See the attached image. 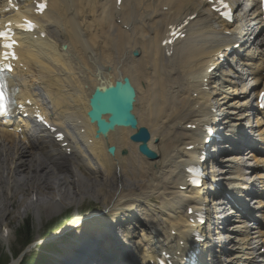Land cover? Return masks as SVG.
<instances>
[{"label":"bare ground","instance_id":"6f19581e","mask_svg":"<svg viewBox=\"0 0 264 264\" xmlns=\"http://www.w3.org/2000/svg\"><path fill=\"white\" fill-rule=\"evenodd\" d=\"M27 4L28 2L22 4L25 11L29 10ZM165 4H169L170 8L167 12H162L160 7ZM197 9L198 5L194 0H123L121 9L115 7L112 0H71L69 3H62L61 6L52 4L43 21L50 23L49 31L54 41L43 44L35 40L29 41L28 36H24L26 44L30 47L28 50L25 47L21 52L25 56L24 60L33 61V65H28L29 69L20 74L23 76L22 79H25L29 91L38 82L49 83L46 90L53 97L54 110L63 108V113L67 115L66 120L82 121L81 125L85 127L86 132L77 136L83 144L84 151L91 156L88 159L90 162H87V156L72 143L73 152L71 156H66L58 145L51 144L50 147L40 142L39 151L43 150L48 157L44 160L30 152L26 145L15 144L14 134L0 129L2 141L10 139L11 142L10 146L2 142L0 148V184H3V177L5 178L4 186L0 185V188L3 187L2 191L0 190V211L7 210V204L3 202V195L1 196L3 191L11 193L12 196L31 191V194L35 195L33 212L36 214L43 204L47 206V211L53 213L60 211L64 202L61 204L57 198L65 199L69 195L67 188L62 189L58 186L63 183H67L72 196L74 194L73 203L78 200L79 194L80 200L87 195V186L86 182L70 168V164L73 163L78 170H80L79 165H83L85 170L96 176L94 180L96 182L99 180L102 186H93L95 196L103 198L104 204L105 200L108 201L106 207L110 202L112 210L119 209L126 202H130L129 207H132L140 202L144 203L142 200L151 197L160 204L149 208L147 220L151 223V231L148 226L139 232V239L135 245L137 250L134 253L142 261L145 260L147 253L144 246L150 244L151 239H167L169 230H176L178 235H184L185 206L195 205L193 199L198 195V191L178 189L182 182L181 167L187 163L185 158L193 154L192 150H185V147L194 144L201 138V134L182 127L185 118H191L192 124H196L210 116L205 114L210 94L202 89L201 82L197 84V77L204 71L211 56L206 54L209 48L206 42L210 32L208 24L211 17L205 10L199 9L194 21L195 29L191 31V37L182 44V60L179 62H176L177 57L163 58L157 43L170 18L176 19ZM117 19L120 20L119 23ZM122 25H126L127 29L122 28ZM215 38L216 49L220 47L221 39L227 40L220 34ZM61 42L67 44L66 49L58 48ZM132 50L137 51L136 56L131 54ZM168 62L173 63L172 67L167 64ZM44 71L48 72V77L44 75ZM124 75L130 78L136 88L135 114L138 110V91L142 89L148 92L152 86H159L153 92L158 90L160 93L147 95V98H162L164 95L173 97V94L176 96L175 102L166 103L154 111L149 101H146L144 109L140 112L141 119L153 121L155 131L154 134L151 133V141L148 145L158 154V159L155 161L142 157L135 145L128 143V128L117 127L106 137L95 139L94 126L90 125L85 117L88 108L87 97L93 86L110 83L116 77ZM185 76L188 77V81H184ZM26 77H29V80ZM201 78H204V74ZM222 83H226V80L222 79ZM227 83L234 89L233 92L236 91L234 95L243 94V88L238 90L236 83L231 81ZM172 85H176L175 90ZM190 89L195 91L196 97L189 96ZM141 99L142 93L139 94V100ZM237 99L234 100L233 106L239 101ZM243 106L244 102L238 104L240 109ZM139 122L143 124L140 119ZM155 135L158 139L153 141L152 137ZM90 136L94 138L92 145L86 142V138ZM70 139L73 140V137ZM38 141L40 140L36 142ZM34 145L32 140L31 147ZM109 145H115L116 151L113 156L106 153V147ZM127 147L128 153L125 156L120 155V150ZM259 155L260 153L245 155V161L253 162L250 172L252 178H249V181L251 179L252 187L253 183H258L261 187L259 194H262L264 180L260 178L264 173V159ZM235 156L238 158L234 157L233 160L240 162L241 157ZM64 168L63 173L56 171ZM116 168H119V171H116ZM239 171L241 174L237 173L238 176H243L242 168ZM219 177L223 179L222 176ZM243 184L245 188L246 182L243 181ZM51 187H54L52 193L48 191ZM249 190L245 196L251 195ZM24 201V199L18 200V203L23 205ZM204 202H207L206 198ZM255 208L258 212L263 211V203L258 201ZM223 212L226 213L225 208ZM99 213L91 217L77 215L71 224L74 226L69 225L72 228L62 229L61 232L65 234L73 231L74 228L75 230L84 228L83 231L76 233L68 246H62V259L75 258L74 263L77 264L80 262L83 264L84 261L85 264H94L95 262L91 260L102 264H116L115 256L119 254L109 251V255L107 250L101 247V241L97 243L98 248L94 253L85 255L81 250L83 254L73 257L75 250L85 248L90 243L89 239L93 242L98 241L95 237L97 230L92 229L90 225L99 220ZM91 218L92 220H88ZM78 221H81L79 225ZM103 229L98 232L105 234L106 230L102 231ZM240 232L243 233L241 230ZM226 238L230 239L229 236ZM247 238L244 236L243 242H246ZM105 242L108 249L110 243ZM247 264H255V262L249 260Z\"/></svg>","mask_w":264,"mask_h":264},{"label":"rangeland","instance_id":"374dc122","mask_svg":"<svg viewBox=\"0 0 264 264\" xmlns=\"http://www.w3.org/2000/svg\"><path fill=\"white\" fill-rule=\"evenodd\" d=\"M33 160H35V159H33ZM70 168L79 176V178H81L82 180H84L86 182L85 185L87 186L86 187L87 195H84V197H83L84 199L81 200L82 199L81 198L80 199L81 201L78 202L79 197H80V194H79L78 195V200L76 201L78 203L77 204H76V202L73 203L74 194L72 196V192L67 187L68 186L67 183H63V184L58 185L59 187H62V189L67 188V191H68V194H69L65 199L57 198V199L60 200L61 204H62V202L65 203V204L63 203V206L60 209V211H57V212H54V213L50 212V211H47L48 210L47 206L43 204V205H40V207L38 209V212L36 214L35 212H33V210H31V208H30L31 206L29 207V204H31V202L33 200L32 196L30 197L31 191L26 192V194H19V195H16V196H12L11 193H8V192L6 193L5 191L2 192L1 196L3 195V197H2L3 202L7 204L6 205L7 206V208H6L7 210L4 211L2 209L0 211V226L1 225L7 226V224H8L9 225L8 229L10 231L8 247L3 246V243L0 242V253L4 257L6 256V251H7V249L9 247L11 248L10 250L12 252H15L17 249H20V246L18 245V241L19 240L16 241L14 239V231L16 229L18 230V232L22 231L20 229V226H21L22 222H24L25 220H27L30 223L31 227H32V231L33 232L29 229V235L34 234V238H35L34 242H36L35 247L44 248V245L46 244V242L49 239V237H47L45 239H42L44 230L45 229L47 230L48 226L51 225L55 221H60L61 222V219L65 220V221L66 220L71 221L73 219H76V215L77 214L83 215V214H87V213L97 212V211L103 210L104 208H107L109 206H110L109 210L113 214H115V211L116 212L120 211L124 206H128L129 207L130 202L129 203L126 202L125 205H122L123 207L120 206L119 209H115V210H112V205L110 204V202L108 203V206L106 207V204H107L108 201L105 200V204H104L103 198H101L100 196H95L96 192H95L93 186L101 187L102 185H100L99 180L96 182L94 180L95 178H91V177H90V179H87L88 175H90V174L85 173V176H86L85 177L80 172H77L75 169H73L72 166ZM221 170L222 171H226V172H224V175H226L227 177H230V179L232 177H236V175H234V173H233L234 169L232 170V168H230L229 166H223L221 168ZM245 170H248V168H246ZM56 171L59 172V173H63V171H65V168L64 169H60V170H56ZM248 175L249 174H246L245 177L247 178ZM94 177H96V176H94ZM3 179H4V182H5V178L4 177H3ZM36 179L37 178H35V180ZM4 182H3V184H0V185L4 186ZM64 182H65V180H64ZM235 183L237 185H240V181H238V180H236ZM104 185H106V184H104ZM114 185H115V183H114ZM2 186H1V188L3 189ZM1 188H0V190L2 191ZM48 191L52 193V191H54V187H51L50 190H48ZM9 195H11V197H9ZM34 197H35V195H34ZM22 199L25 200L24 202H22L23 205L18 203V200L20 201ZM155 201L157 202V200H155ZM152 202H153V199H152ZM11 203H12V205H11ZM137 203L138 202H136V204ZM145 203L148 205L150 202H148V201L146 202L145 201ZM137 205H139V204H137ZM157 205L159 206L160 204L158 203ZM152 207H154V206H152ZM146 212H149V209H147ZM7 216H8V218H7ZM78 217H81V216H78ZM147 218H149V217L147 216ZM144 219L146 220V218H144ZM88 220H92V218L88 219ZM73 221L70 222V224L67 223L65 227L63 226L60 230L54 232L53 234H56V233L59 234L62 231L63 228H66V227H67L66 229L71 228V227H69V225L73 227L74 225H71L73 223ZM99 223L103 224L100 221L98 222V224ZM96 225H97V223L95 221L92 225H90V227L93 229V227L96 226ZM1 228L2 227H0V229ZM83 229L84 228L81 227L80 231H83ZM71 233H72V236H73L76 232L74 230V231H71L70 234ZM75 236H76V234H75ZM74 240H75V238H74ZM69 241H70V238H68V236H62V238H60L58 240V242L53 244V246H55V248H58V247L62 248L63 244H69ZM51 248H53V247H51ZM29 249L30 248L26 249L25 251H28ZM30 253H27V254L29 255ZM54 255H59V251L58 252H54V254L52 256L54 257ZM239 255L242 256L241 254H239ZM226 258H228V257H226ZM243 259H244L243 257H242V259L238 258V264H244Z\"/></svg>","mask_w":264,"mask_h":264},{"label":"snow or ice","instance_id":"6c2138e0","mask_svg":"<svg viewBox=\"0 0 264 264\" xmlns=\"http://www.w3.org/2000/svg\"><path fill=\"white\" fill-rule=\"evenodd\" d=\"M222 2H223V0H222ZM45 7H46V4L43 3V2H41V3H39V4L37 5V9H38V11H43ZM224 7L227 8L228 5H227V4H224ZM223 15L228 16L229 13L225 12V13H223ZM26 23H27V27H28L29 29L35 27V25L32 24L30 21H28V22H26ZM0 35H5V36H6L7 34H6V33H0ZM5 47L10 48V47H11V44H6ZM14 55H15V54L13 53V56H14ZM260 101H261L262 105H264V92H261V93H260ZM191 182H192L193 184H197V185H198L200 181H199V179H192Z\"/></svg>","mask_w":264,"mask_h":264},{"label":"water","instance_id":"95a60500","mask_svg":"<svg viewBox=\"0 0 264 264\" xmlns=\"http://www.w3.org/2000/svg\"><path fill=\"white\" fill-rule=\"evenodd\" d=\"M91 105L93 106V109L99 110V108H100V106L94 101H91ZM113 106L114 107L111 109V115L109 117V121H111L119 112L118 106H116V105H113ZM91 115L93 116V119H96L98 121L99 124L101 123V120L99 119V114L92 113Z\"/></svg>","mask_w":264,"mask_h":264},{"label":"trees","instance_id":"16d2710c","mask_svg":"<svg viewBox=\"0 0 264 264\" xmlns=\"http://www.w3.org/2000/svg\"><path fill=\"white\" fill-rule=\"evenodd\" d=\"M20 229H21L22 231H20V232L17 233L18 236H19V238L27 237L28 234H29V226H28V224L26 223L25 225H22V226L20 227ZM23 264H26V262H24Z\"/></svg>","mask_w":264,"mask_h":264}]
</instances>
